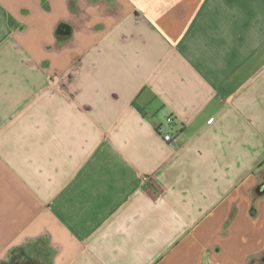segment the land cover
Here are the masks:
<instances>
[{
	"label": "crops",
	"instance_id": "crops-1",
	"mask_svg": "<svg viewBox=\"0 0 264 264\" xmlns=\"http://www.w3.org/2000/svg\"><path fill=\"white\" fill-rule=\"evenodd\" d=\"M0 264H264V0H0Z\"/></svg>",
	"mask_w": 264,
	"mask_h": 264
},
{
	"label": "built area",
	"instance_id": "built-area-1",
	"mask_svg": "<svg viewBox=\"0 0 264 264\" xmlns=\"http://www.w3.org/2000/svg\"><path fill=\"white\" fill-rule=\"evenodd\" d=\"M166 121L171 124V125H176L177 121L176 118L173 115H169L166 117ZM159 131L163 137V139L170 143V144H176L179 137H180V132L179 130H175V131H164L161 126L159 127Z\"/></svg>",
	"mask_w": 264,
	"mask_h": 264
}]
</instances>
